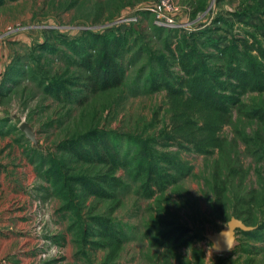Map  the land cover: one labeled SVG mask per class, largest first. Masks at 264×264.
I'll return each instance as SVG.
<instances>
[{
    "label": "rangeland",
    "instance_id": "rangeland-1",
    "mask_svg": "<svg viewBox=\"0 0 264 264\" xmlns=\"http://www.w3.org/2000/svg\"><path fill=\"white\" fill-rule=\"evenodd\" d=\"M145 2L0 0V91H11L0 96V260L7 264H87V258L95 264L103 259L105 252L89 245L84 247L87 257L81 253L78 226H72L70 213L60 211L62 200L38 177L30 158L63 154L61 141L91 128L156 136L169 121L167 97L164 92L131 96L125 88L90 94L83 70L67 66L69 59H55L46 48L61 51L60 41L75 40L86 30L121 34L132 27L119 23L121 17ZM173 2L178 21L188 23L181 35L213 28L220 16L217 34L258 30L264 45L261 23L247 16L243 0ZM136 25L148 31L152 16L140 13ZM16 66L22 68L18 74ZM170 69L179 73L173 59ZM52 79L61 81L75 99L44 93L41 82ZM257 110L260 118L252 117ZM22 123L32 128L34 141L20 131ZM220 135L224 146L207 156L172 145L166 149L179 154L190 174L164 193L147 199L132 187L113 201L79 194L85 217L101 214L123 224L128 239L118 255L120 264H264V229H259L264 224V93L241 95ZM65 156L69 173L92 171ZM217 190L223 193L221 206L215 203ZM231 218L253 227L254 235L238 231L229 252H214L205 236L219 232ZM165 221L186 226L201 238L187 246L154 247L155 226Z\"/></svg>",
    "mask_w": 264,
    "mask_h": 264
},
{
    "label": "trees",
    "instance_id": "trees-1",
    "mask_svg": "<svg viewBox=\"0 0 264 264\" xmlns=\"http://www.w3.org/2000/svg\"><path fill=\"white\" fill-rule=\"evenodd\" d=\"M244 2L248 7L247 16H255L264 31V0ZM229 14L235 16V12ZM221 21L223 18L219 16L215 27L185 35L180 34L181 30L154 24L148 31L130 27L121 34L86 30L75 40L60 41L64 47L61 51L53 45L46 48L55 59H69L67 66L73 63L83 70L90 94L118 88H125L131 96L164 92L169 105V121L156 136L91 128L61 141L58 149L63 154L30 158L31 164L36 163L38 177L62 200L60 211L70 213L72 226H78L81 253L87 257L84 247L88 245L90 250L105 252L103 259L95 264H120L118 255L128 235L122 223L109 217L101 214L85 217L81 213L79 194L113 201L132 187L137 195L147 199L164 193L190 174V167L179 154L166 149L172 145L179 151L202 156L220 150L224 146L222 128L230 123L239 97L264 93V45L258 30L230 31L223 37L217 34ZM153 41L158 42L159 48L153 46ZM41 44L47 46V43ZM203 47L214 50L215 54H205ZM171 59L178 66L177 74L170 69ZM21 69L17 67L15 74ZM8 70L13 71V67ZM40 85L50 97L69 101L76 97L57 79ZM9 92L0 91V96ZM259 113V110L253 111L251 116L260 118ZM65 155L91 167L92 171L69 173ZM222 194L215 192L218 206H221ZM155 227L158 234L152 242L154 247L187 246L201 238L193 236L190 228L172 221ZM259 229H264V224ZM245 235L250 237L254 232ZM89 237L93 240H88ZM86 263L94 264L88 258Z\"/></svg>",
    "mask_w": 264,
    "mask_h": 264
},
{
    "label": "built area",
    "instance_id": "built-area-1",
    "mask_svg": "<svg viewBox=\"0 0 264 264\" xmlns=\"http://www.w3.org/2000/svg\"><path fill=\"white\" fill-rule=\"evenodd\" d=\"M145 12L152 16L153 24L157 27L182 30L188 25V23L178 21L173 0H146L142 5L131 9L129 14L122 16L119 23H129L130 26L136 28L139 14ZM0 264H7V262L0 260Z\"/></svg>",
    "mask_w": 264,
    "mask_h": 264
},
{
    "label": "water",
    "instance_id": "water-1",
    "mask_svg": "<svg viewBox=\"0 0 264 264\" xmlns=\"http://www.w3.org/2000/svg\"><path fill=\"white\" fill-rule=\"evenodd\" d=\"M27 139L34 141L32 128L27 123H22L19 127ZM254 228L246 226L241 220L231 218L219 232L206 235L205 238L211 243L214 252H229L235 241L238 231L250 232Z\"/></svg>",
    "mask_w": 264,
    "mask_h": 264
},
{
    "label": "crops",
    "instance_id": "crops-1",
    "mask_svg": "<svg viewBox=\"0 0 264 264\" xmlns=\"http://www.w3.org/2000/svg\"><path fill=\"white\" fill-rule=\"evenodd\" d=\"M1 246V245H0ZM1 248V247H0ZM2 249V248H1ZM1 251V250H0Z\"/></svg>",
    "mask_w": 264,
    "mask_h": 264
}]
</instances>
